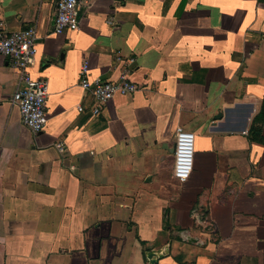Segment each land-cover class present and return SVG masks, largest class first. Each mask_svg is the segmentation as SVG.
Here are the masks:
<instances>
[{"label": "crops", "instance_id": "1", "mask_svg": "<svg viewBox=\"0 0 264 264\" xmlns=\"http://www.w3.org/2000/svg\"><path fill=\"white\" fill-rule=\"evenodd\" d=\"M57 2L0 0L9 32L36 28L50 89L34 134L0 57V264H264V0H94L62 35ZM85 65L140 90L96 116Z\"/></svg>", "mask_w": 264, "mask_h": 264}, {"label": "built area", "instance_id": "2", "mask_svg": "<svg viewBox=\"0 0 264 264\" xmlns=\"http://www.w3.org/2000/svg\"><path fill=\"white\" fill-rule=\"evenodd\" d=\"M94 0H58L54 33L62 35L68 31L80 29L79 14L82 8H88ZM38 36L35 27L18 32H9L0 22V57L6 59L18 73V88L12 104L18 109L23 125L34 134L42 133L47 125V101L50 95L49 83L36 79L31 69L37 55ZM89 67L81 70V87L94 97L93 114L100 115L115 97H127L136 94L140 88L129 80V71L124 70L118 81H90ZM83 112L82 107H78ZM195 135L184 129L176 134L174 178L185 183L194 169Z\"/></svg>", "mask_w": 264, "mask_h": 264}, {"label": "water", "instance_id": "3", "mask_svg": "<svg viewBox=\"0 0 264 264\" xmlns=\"http://www.w3.org/2000/svg\"><path fill=\"white\" fill-rule=\"evenodd\" d=\"M150 259H151V264H153V262H154V261H152V259H153V256H151V258H150Z\"/></svg>", "mask_w": 264, "mask_h": 264}]
</instances>
